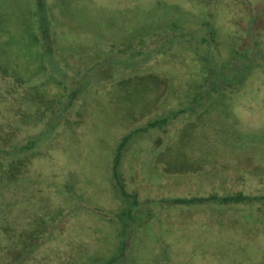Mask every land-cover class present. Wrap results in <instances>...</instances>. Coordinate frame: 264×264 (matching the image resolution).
I'll list each match as a JSON object with an SVG mask.
<instances>
[{
	"label": "rangeland",
	"instance_id": "obj_1",
	"mask_svg": "<svg viewBox=\"0 0 264 264\" xmlns=\"http://www.w3.org/2000/svg\"><path fill=\"white\" fill-rule=\"evenodd\" d=\"M219 2L0 0V264H264L260 202L170 203L264 190L258 8Z\"/></svg>",
	"mask_w": 264,
	"mask_h": 264
},
{
	"label": "trees",
	"instance_id": "obj_2",
	"mask_svg": "<svg viewBox=\"0 0 264 264\" xmlns=\"http://www.w3.org/2000/svg\"><path fill=\"white\" fill-rule=\"evenodd\" d=\"M214 6H219L221 0H211ZM230 1H234L237 2L238 5L241 7L242 10H248L249 8H253L256 7L258 8V15L257 16H249L246 22L240 21V25L243 27L244 30H246L247 32H244V37L242 38V41L244 42V45H246L247 51L249 49L254 50V54L259 50L258 48H260L263 52H264V0H259L256 3H252L251 0H230ZM258 3V7L256 6ZM214 8V7H213ZM224 21V19H223ZM205 26V25H203ZM211 38L214 37V33H210ZM176 41V40H175ZM202 43H204L202 41ZM249 48V49H248ZM161 49V46L160 48ZM156 50V48H155ZM153 50V51H155ZM264 57V54H263ZM264 59V58H263ZM251 66V65H250ZM250 66H248V71ZM209 76V75H208ZM247 77V76H246ZM77 94H72V98L75 96L76 97ZM69 106L71 105V101L69 102ZM68 105H66L67 107ZM67 110V109H66ZM181 113V111H180ZM161 122L157 121V125H160ZM155 123L151 124L154 125ZM11 151V150H8ZM7 150H5V148H3V145L0 144V154L2 153H6ZM200 168V167H199ZM204 164L201 165L200 170H204ZM176 170H181V168H176ZM224 180H221L220 183H217L213 188L215 190H211V188H206L203 187L205 185L204 182H200L199 184L195 185V182H192V178L189 180H185L183 186H186L191 188L190 190H194V188L197 187L199 189V187L201 186V190H195L194 193H189L187 195V197H177L175 199L170 200V203L172 204H184V205H191V204H196V205H204V206H209L210 205H220V207L217 209L215 208V212H219L220 215H225L226 210L224 209V206H228L230 209H235L233 207H236L240 204H245V203H250V202H260V206L264 207V190H258L261 191L260 192V196H249V195H245V186H248V184H246V179L245 176L244 178L239 179L240 180H236L237 181V186L232 185L231 182L232 180L229 179L228 176H223ZM263 181H261L262 183ZM209 183V182H208ZM208 183H206V185H208ZM260 183V184H261ZM230 185V187L228 186ZM232 185V187H231ZM262 185V184H261ZM230 189V190H229ZM229 190V191H228ZM220 192V193H219ZM196 194L195 197H192L190 199H187L188 196L190 194ZM204 195V196H199L200 194ZM261 207H258V209H261ZM209 208H211L210 206L208 207V209L206 208L205 212H201L204 216L205 214H207V210H209ZM233 210H230V213H232ZM237 210V208H236ZM131 213L129 214L130 216L133 215L132 210H130ZM241 211V210H239ZM214 212V214L216 215V213ZM126 213V212H125ZM205 213V214H204ZM111 262L109 264H112L114 262L113 260H110Z\"/></svg>",
	"mask_w": 264,
	"mask_h": 264
}]
</instances>
